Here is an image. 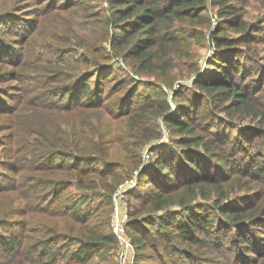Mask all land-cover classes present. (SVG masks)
Here are the masks:
<instances>
[{
	"label": "trees",
	"instance_id": "16d2710c",
	"mask_svg": "<svg viewBox=\"0 0 264 264\" xmlns=\"http://www.w3.org/2000/svg\"><path fill=\"white\" fill-rule=\"evenodd\" d=\"M42 1L34 2L39 5L37 10L75 12L73 7L77 10L79 3L74 0ZM108 1L112 6L108 23L119 31L112 39L122 47L121 57L134 60L131 64L133 74L152 76L169 85L176 77L188 76L197 69V46L203 45L206 31L211 30L209 0ZM210 1L220 4L217 11L220 25L212 30L216 51L205 74H198L193 79L206 94H201L199 99L195 94L190 96V91H194L190 88L178 89L173 94L177 98L174 114L169 113V101L163 96L160 85H156L152 94L139 96L134 86L124 88L119 94L124 80L119 86H110L107 82H111V78L104 69L100 73L94 71L93 81L90 73L75 75L74 80L68 82L60 76L58 92L53 88L34 90L36 85L33 84L30 90L22 91L25 93L23 99L31 105L24 109L29 112L31 107L41 108L43 116H39L42 129L29 128L15 118L16 123L27 127L24 128L28 133L25 137L39 139L20 159L12 152L13 147L6 151L7 159L21 161L23 168L34 173L26 180L32 182L29 185L33 186V194L29 197L31 210L35 213L33 219L21 221L35 234L24 242L29 247L22 249L21 260L12 256L14 264L19 261L21 264H92L97 257L111 261L114 236L108 226V215L112 192L119 181L139 167L145 149L151 153V162L140 168L134 186L127 192L128 212L132 218L127 230L134 244L132 263L137 264L140 259L139 249L149 245L143 225L153 223L158 229H168L171 234L177 233L180 240L191 242L199 240L198 235L204 238V234H208L212 239L220 234L224 246L217 245L215 249L223 254V259L228 260L226 256L230 253L235 258L241 256L245 246L241 238L247 234L255 236L258 231L255 226L264 224V218L253 210L256 207L252 208L250 196L245 198L244 204L238 202L244 201L242 198L232 199L226 181L236 171L252 178L264 177V160L248 153L242 145L238 151H233L236 140L210 130L215 120L210 103L216 96L223 102L228 100L226 104L220 103L218 108L229 115L235 112L240 115L264 113L261 86L264 82L260 78L254 82L243 78L244 73L249 75L243 59L238 56L244 54V49H238L243 40L241 35L228 37L226 34L228 28H235L237 33L245 29V22L236 14L235 5L230 0ZM259 3L264 10V0ZM9 20L16 18L5 23ZM245 36L249 41L255 39L250 32H245ZM23 41L18 43L23 44ZM21 51L15 44L1 45L0 59L18 62ZM236 57H239L238 61ZM184 64L188 71L184 70ZM72 75L73 72L67 80L72 79ZM135 94L138 97L128 101L130 105H124L127 96ZM50 95L54 98L46 99ZM202 109H208L211 114L208 120L200 117ZM30 117L37 124V118ZM159 120L165 121L175 136L149 148L160 134ZM224 121L232 125V122ZM8 129L9 142L15 141L19 130L12 126ZM115 142L122 152L120 157L110 155ZM64 155L71 159L65 160ZM38 173H43L40 180ZM37 186L46 187L42 188V195L37 193ZM213 191L226 199L218 204L213 198L219 208L218 214L213 213L212 218V213L195 215L196 205L202 199L212 198ZM20 201L13 204V211L21 208ZM172 205L179 207L172 209ZM235 234L241 238L236 239ZM22 236L21 230L13 232L6 240L0 236V249L19 250L24 244ZM251 241L254 243L255 239L251 238ZM193 245L190 249L180 248L177 254L187 258L182 259L184 264H193L194 257L197 258ZM5 257L0 256V264H5ZM228 261L227 264H231Z\"/></svg>",
	"mask_w": 264,
	"mask_h": 264
},
{
	"label": "rangeland",
	"instance_id": "374dc122",
	"mask_svg": "<svg viewBox=\"0 0 264 264\" xmlns=\"http://www.w3.org/2000/svg\"><path fill=\"white\" fill-rule=\"evenodd\" d=\"M39 1L42 0H0V46L15 44L18 51L22 50L19 57L18 54L16 55V59L17 57L20 59L18 62H9V58L6 60L0 59V236L3 237V240H6L13 232L21 230L23 243L28 241V236L32 237L35 234V231L28 230L21 221L25 218L33 219V213H35L31 210L32 203L29 197L33 187L29 184L32 182L26 180V178L33 176L34 173L23 168L21 161L17 159L24 157L26 151H31V144L33 142L36 144L39 139V137L35 140L32 139V136L25 137L28 133L24 128L35 126L38 129H42L40 127L42 118L39 116H43L41 108L31 107L29 112L24 109V107L27 108L31 105L27 99H23V92L26 89L30 90L31 84L36 85L34 90L53 88L58 92L59 88L57 86L60 84V76L68 82L74 80L75 75L82 76V74L86 73L87 76L90 73V80L93 81L92 78H94L95 72L100 73L104 69L109 73V78H111V82H107L110 86H119L124 80L119 94L125 90L124 88L132 86H134L135 92L138 91L139 96L144 93L152 94L153 90L157 89L156 85H160L163 96L169 101V113L174 114L177 110V98L173 94L178 89L186 90L190 88L194 90L190 91V96L195 94L197 98L201 94H206L200 85L193 83V79L198 74H205L208 63H213V56L216 50H214L212 43V30L217 24L220 25V21L218 22L217 20L219 17L217 11L220 4L209 0L207 6L208 13L211 15V30L206 31L203 45L197 46L198 55L195 59L198 64L197 69L190 72L188 76L176 77L171 84L167 85L152 76L133 74V65L131 66V64L134 60L120 56L119 52L122 47L117 46L115 43L118 41L112 39V36L115 37L116 32L119 31L117 27H110L108 23V17H112V6L108 0H74V2H79L77 10L73 7L75 12L56 9L49 11L37 10L39 5L34 4V2ZM54 1L59 2L61 0ZM42 2H46V0ZM80 2L82 3L80 4ZM230 3L235 5L236 14L245 22V29L240 31L241 33H237L235 28H228L226 31L228 37L241 35L243 40L242 43L238 44V49H244V54L238 56L243 59L249 74L246 75L244 73L243 78L253 82L260 78V81L264 82V10L260 6L259 0H230ZM13 17L16 18L15 21L9 20L8 24L5 23L6 20ZM6 27L10 28L7 29ZM245 32H250L255 39L249 41L248 37L245 36ZM22 40H24L23 44L18 43ZM26 42H30V45H26ZM239 57H236L235 60L238 61ZM183 67L185 71H188L185 64ZM174 71H177V69H174ZM71 72H73L72 79L67 80ZM51 80L55 81L52 82ZM90 85H93V82H90ZM261 86L264 92V83H261ZM52 97L54 98V96L50 95L46 99H52ZM137 97L138 94L127 96L124 105H130L127 102L135 100ZM201 100H204V98ZM212 101L210 99V107H213L215 120L210 130L227 139L236 140L233 151H238L239 145H242L248 153L250 151L256 157L264 160V113H245L240 115L235 112L229 115L222 111L221 108H218L220 103L226 104L228 100L223 102L216 96V99ZM8 106H10L9 109ZM30 115L37 118V124L31 119ZM201 116L208 120L211 114L208 109H202L200 112ZM15 118L18 122H24L27 127L16 123ZM224 119L232 122V125L226 123ZM10 126L16 128L14 130H19L17 138L11 142H9L8 138V128ZM158 126L160 134L149 144V148L167 142L175 136L174 133L169 131L165 121L159 120ZM256 145L261 148H257ZM9 147H13L12 152L16 155V160L7 159L6 151ZM147 154V156L142 157L139 167L132 170V173L135 170L138 173L140 168L149 166L151 153L148 151ZM110 155L112 157H120L122 155L118 142L114 143V148ZM64 159L70 160L71 158L68 155H64ZM42 174H37L39 180ZM262 177L252 178L245 173L236 171L226 182L230 185L228 191L229 195L233 196L232 199L242 198L244 201L238 202L244 204L247 202L245 198L250 196L252 208L256 207L253 210L264 218V177ZM37 183H40V181ZM42 188L46 187L37 186L39 195H42ZM217 194V191H213L212 198L202 199L193 210L194 214L199 216L212 213L210 218L213 217V213L217 215L219 208L216 206L215 200L218 204L226 202L224 196L220 197V194ZM18 199H21V208L13 211L11 208L13 204H17L16 200ZM178 207L177 205L171 206L172 209H177ZM143 226V231L150 241L145 249H139L138 256L140 259L137 264H184L182 259L187 260V258L177 254L181 250L180 248L190 249L191 244H194L197 256V258L194 257L193 264H227L226 261L228 260L231 264H264V224L255 226L258 228L255 236L247 234L241 238L235 234V238H241L245 245L241 250L243 255H236L235 258L230 253L229 256H226L228 260H224L223 254L215 249L217 245L224 246L222 243L223 236L220 234L213 237V241L210 235L204 234V238L203 235H198L200 239L196 242H191L180 240L177 233L171 234L168 229H158L156 223ZM257 234H259L258 237ZM214 235L215 233H213ZM251 238L255 239L254 243ZM262 240L263 242H261ZM131 242L133 248L130 256H134L132 239ZM28 247V243H24L19 247V250L16 248L8 251L0 249V256H6L3 259L5 264H14L12 256H17L21 260L23 256L22 249ZM111 256V261L97 257L92 264H108L114 261V249H112ZM19 264H21V261H19Z\"/></svg>",
	"mask_w": 264,
	"mask_h": 264
},
{
	"label": "built area",
	"instance_id": "2783aa9c",
	"mask_svg": "<svg viewBox=\"0 0 264 264\" xmlns=\"http://www.w3.org/2000/svg\"><path fill=\"white\" fill-rule=\"evenodd\" d=\"M147 149L143 156H147ZM135 170L129 177L119 181L113 189L111 207L108 215V226L114 236V261L115 264H132L130 252L133 248L127 224L132 220L128 212V195L136 181Z\"/></svg>",
	"mask_w": 264,
	"mask_h": 264
}]
</instances>
